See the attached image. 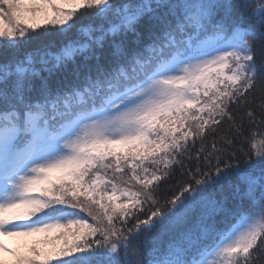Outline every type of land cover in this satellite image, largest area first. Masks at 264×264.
Here are the masks:
<instances>
[{"label": "snow or ice", "instance_id": "6c2138e0", "mask_svg": "<svg viewBox=\"0 0 264 264\" xmlns=\"http://www.w3.org/2000/svg\"><path fill=\"white\" fill-rule=\"evenodd\" d=\"M0 264H264V0H0Z\"/></svg>", "mask_w": 264, "mask_h": 264}, {"label": "trees", "instance_id": "16d2710c", "mask_svg": "<svg viewBox=\"0 0 264 264\" xmlns=\"http://www.w3.org/2000/svg\"><path fill=\"white\" fill-rule=\"evenodd\" d=\"M3 54H2V50H0V61H2L3 60Z\"/></svg>", "mask_w": 264, "mask_h": 264}]
</instances>
